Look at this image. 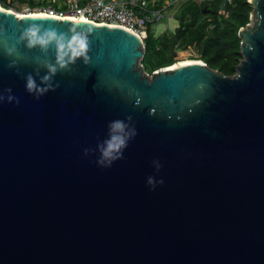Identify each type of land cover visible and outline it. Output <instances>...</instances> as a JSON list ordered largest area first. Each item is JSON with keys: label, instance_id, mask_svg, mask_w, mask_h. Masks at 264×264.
Instances as JSON below:
<instances>
[{"label": "water", "instance_id": "water-1", "mask_svg": "<svg viewBox=\"0 0 264 264\" xmlns=\"http://www.w3.org/2000/svg\"><path fill=\"white\" fill-rule=\"evenodd\" d=\"M248 1L232 76L148 74L122 27L0 8V264H264V0ZM33 24L55 38L29 47Z\"/></svg>", "mask_w": 264, "mask_h": 264}, {"label": "trees", "instance_id": "trees-1", "mask_svg": "<svg viewBox=\"0 0 264 264\" xmlns=\"http://www.w3.org/2000/svg\"><path fill=\"white\" fill-rule=\"evenodd\" d=\"M12 1V0H11ZM34 7L35 0H19ZM148 1L149 9H163L164 0ZM6 6H10L6 2ZM178 22L173 31L156 35L152 24L143 35L144 55L141 60L148 74L183 59L176 51L191 48L197 59L209 68L232 76L242 58L239 29L250 21L252 6L248 0H179L169 5Z\"/></svg>", "mask_w": 264, "mask_h": 264}, {"label": "built area", "instance_id": "built-area-1", "mask_svg": "<svg viewBox=\"0 0 264 264\" xmlns=\"http://www.w3.org/2000/svg\"><path fill=\"white\" fill-rule=\"evenodd\" d=\"M177 1L165 0L163 9H149L147 0H35L37 3L34 7L26 3L22 12L119 26L143 40L147 26L158 23L163 18L164 10ZM6 2L10 6L0 0V7L13 11L11 6L14 0Z\"/></svg>", "mask_w": 264, "mask_h": 264}, {"label": "clouds", "instance_id": "clouds-1", "mask_svg": "<svg viewBox=\"0 0 264 264\" xmlns=\"http://www.w3.org/2000/svg\"><path fill=\"white\" fill-rule=\"evenodd\" d=\"M25 36L28 37L29 40V47H32L36 43H40L42 45L46 44L48 40L55 38V32L50 31L47 34V39H45L44 36L38 35V26L36 24H33L31 27H29L26 32L24 33ZM62 39V38H61ZM68 49L71 51V56L72 58H76L79 56L85 55L88 49V41L87 38L83 35L80 34H75L71 37V41L68 44ZM59 48L61 50V58L63 55V50L65 48V45L63 43H59ZM12 49H9L11 51ZM87 58H85V63H87ZM27 89L29 92L32 91H38V92H43L46 89L43 88H38L35 85V82L29 77L28 82H27ZM114 127L116 129H123V123L121 121H116L114 124ZM124 144V140L121 136L117 135L112 138L111 141H109L107 149L104 152L105 156L111 155L113 152H116L119 150V148ZM149 183L153 184V187H155L154 182L150 179ZM159 183H163V180H160Z\"/></svg>", "mask_w": 264, "mask_h": 264}, {"label": "rangeland", "instance_id": "rangeland-1", "mask_svg": "<svg viewBox=\"0 0 264 264\" xmlns=\"http://www.w3.org/2000/svg\"><path fill=\"white\" fill-rule=\"evenodd\" d=\"M16 1L17 0H14L13 4L11 6L12 10L16 11L17 13L22 12V9L24 8L26 3L20 2V1L16 2ZM19 14H22V13H19ZM249 18H250L249 24H250V26H253L255 18L254 17L251 18V15ZM177 24H178V22L173 18L172 12H170V13L165 12L163 15V18L158 23L152 24L151 27H152L153 31L155 32V34L158 35L164 31H173L174 28L177 26ZM176 53L183 57V59H181L177 62L186 61V60H198L197 59L198 57L196 56L195 52L191 48H187L185 50L178 49L176 51Z\"/></svg>", "mask_w": 264, "mask_h": 264}, {"label": "bare ground", "instance_id": "bare-ground-1", "mask_svg": "<svg viewBox=\"0 0 264 264\" xmlns=\"http://www.w3.org/2000/svg\"><path fill=\"white\" fill-rule=\"evenodd\" d=\"M0 8H2V7H0ZM13 12H15L18 16H23L24 14H26L25 12H19V13H22V14H19L16 11H13ZM33 15L35 16L37 14L35 13ZM80 21H82V20H80ZM195 61L201 62L200 60H186V61H181V62H177V63L173 64L171 68L173 69V68H175V67H177L179 65L193 63Z\"/></svg>", "mask_w": 264, "mask_h": 264}, {"label": "crops", "instance_id": "crops-1", "mask_svg": "<svg viewBox=\"0 0 264 264\" xmlns=\"http://www.w3.org/2000/svg\"><path fill=\"white\" fill-rule=\"evenodd\" d=\"M164 2H165V0H164Z\"/></svg>", "mask_w": 264, "mask_h": 264}]
</instances>
